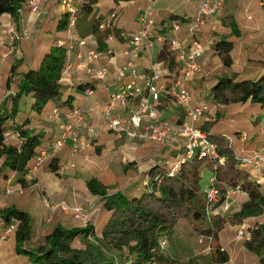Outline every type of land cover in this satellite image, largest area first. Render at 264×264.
<instances>
[{"label": "crops", "instance_id": "0c3cea01", "mask_svg": "<svg viewBox=\"0 0 264 264\" xmlns=\"http://www.w3.org/2000/svg\"><path fill=\"white\" fill-rule=\"evenodd\" d=\"M44 1L46 2V6L42 9L38 18L30 13L27 5H24L21 13V21L18 26L13 22L9 15H3L0 18V30H4L9 26L14 25L17 28L28 27L31 34L32 32L38 34H34V36L31 35L28 40L21 42L18 45L16 54L8 58L6 62L0 66V97L2 93H4L5 96L9 93L10 89H6V82L11 76L12 67L16 66L15 74L17 75L26 73L30 70H36L43 55L47 53L50 47L64 35L63 31H57L56 29L58 20L60 19L58 0ZM236 1L237 0H225L223 11L218 16L207 21L199 30V39L204 47V54L199 60L203 74L196 77L194 81L189 84V88L193 94V103L196 104L200 101H204L208 106V110L197 121L198 123L202 122V125L196 127H199L200 129L206 128L207 124L213 122L215 113L219 111L222 115L221 120L208 130L211 134L221 135L223 138H231L232 142L229 145L234 157L244 156L253 151H264V107L250 104L249 102L228 106L218 105L212 101L209 91L210 88L216 84L217 78L220 76L215 77L209 86L205 84L204 81L199 80L207 75L205 73H207V65L210 61L208 57L209 49L211 48V53L217 56L216 52L213 50V44L215 43L207 40V34L219 30L226 32L229 36L228 40L233 45V49L230 53L233 63L231 67L228 68L229 72L226 73V76L237 75L239 80H257L264 75V17L259 18L254 12H251V10L255 9L257 4L264 6V3L261 5L256 0H249L250 4L247 9H239L238 6L236 7ZM81 3L82 0H79L77 4L78 8ZM198 3L199 0H132L118 3H115L112 0H99L97 4L94 5L93 11L89 16L79 15L78 17L76 32L80 38H86L87 46H75L70 54V62L74 67L77 63L78 53L84 54L88 49L96 50L99 55L97 59L91 63V68L106 69L107 75L105 80H92L86 73L76 72L73 69L69 79H66L63 82L60 100L49 102L43 111L40 114H37L31 111V106L33 104L32 96H25L20 102L18 114L14 119L10 120L8 125H22V129H27L32 134L39 135L41 138V145H45L58 135V126L60 122L51 116V111L54 108H59L61 114L73 107L91 108L92 111L88 113L86 121L88 125L97 130L98 135L93 145L86 152L81 154H84L86 157V153L92 149L98 154L101 153L104 147H107L108 150L112 139L110 135L107 134L109 132H106L102 126V115L99 107L107 100L112 92L117 90L118 85L120 84L117 71L125 61L122 52L124 51L127 42L131 39V36L142 28L140 17L145 11H147V9L153 11L155 24L149 33V42L151 44L150 46L146 43L143 45L140 56L136 61L138 70L148 71L152 64L161 61H156V59L161 58L163 46L157 44L156 38L159 36L165 37L166 39L170 38V24L172 21H175L173 17H176L181 22V24H179L181 29L177 34V37L179 40L186 39L187 29L197 13ZM111 15H115V17L111 19ZM52 20L56 22V27L53 32H50L47 29L48 26L42 22L47 21L50 23ZM232 20H234L238 26L241 33L240 38H235L231 35L230 23ZM36 21L40 24L38 25V28L34 24ZM101 23H106L108 25L107 29L103 32L98 31L97 28ZM32 28H34L33 31H31ZM106 31H109V34L104 37ZM100 37H103L102 46L99 42ZM224 37L225 36H219L215 41L217 42ZM211 44L213 46L209 47ZM107 50H111L112 54H106ZM165 67L168 68L167 64ZM170 71L173 72L174 70L170 69ZM170 82V79L165 80L167 88L170 86ZM2 86L4 89H2ZM10 88L12 89V86ZM86 90L92 91L93 94L87 96ZM1 99L2 97L0 98V102ZM130 106L132 108H137L138 102H133ZM157 107L160 109L163 117L169 118L170 120L175 118L177 124L181 123L182 120H180L179 115L176 113V108H181H178L173 103L167 93L161 95ZM216 108H218L217 112H215L217 110ZM197 122L195 124H197ZM240 133L246 135L245 141L240 138ZM111 135L117 139L113 134ZM81 154L71 155L69 148L65 147L61 151L56 152L51 159L43 164L36 174V178L44 183L45 190H47L50 196H53L54 198L69 197L68 199H71L70 195L74 193H69L70 188H79V191L82 194H90L86 187L87 181L85 183V190H82L79 183L84 174L93 171V166H88V164L85 163L83 164L82 158L77 157ZM75 161H77V163ZM1 163L2 162L0 161V165ZM70 163L74 164L75 167L69 168L68 165ZM53 166H55L56 172L51 171ZM105 166H100L98 168L100 171L96 173L97 176H92L90 179L95 178L105 185L109 195L122 192L127 193L128 196L138 197L141 194L136 191V188L140 187L141 181L129 185L123 191H119L117 188L115 191L112 190L110 192L109 188L114 186V182L117 179H115L114 175L110 174V171L107 170V166L111 167L110 163L105 164ZM62 167H67V170L61 174L60 169ZM77 167H80V169ZM46 168L49 169L50 173L45 174ZM202 174L201 176H203ZM10 175L11 172L8 170L0 171V197L5 194L4 189L6 178ZM51 176H65V178L64 180H61L57 177L56 182L58 183H56L51 180ZM59 183L60 186L58 185ZM14 184H17L16 186L25 187L26 181L24 176L17 175ZM260 192L264 194V189H260ZM90 196L92 195L90 194ZM92 197L94 198L95 196ZM95 198H98L100 201L101 210L96 218V222L102 219L101 231L102 227L109 219V214L104 212L101 199L99 197ZM66 202L69 203L68 201ZM69 204L73 205L74 203ZM4 208H0V210ZM23 211L29 213L32 218L31 240L33 229L38 217L34 216L29 210ZM103 212L104 214H102ZM51 221H49V217H47L45 223L49 224ZM228 226L229 225H226L225 228ZM224 229L219 233V245L221 250H224L223 248H225L224 246L227 244V241L224 242V238L221 236ZM94 230L96 232L95 228ZM13 242L15 248V239ZM11 247V242H7L6 244L0 243V264H29L26 257L20 256L21 260L16 254L12 257L9 250ZM14 248L11 250L14 251ZM225 252L228 254L227 251Z\"/></svg>", "mask_w": 264, "mask_h": 264}, {"label": "trees", "instance_id": "16d2710c", "mask_svg": "<svg viewBox=\"0 0 264 264\" xmlns=\"http://www.w3.org/2000/svg\"><path fill=\"white\" fill-rule=\"evenodd\" d=\"M98 1L82 0L79 15L89 16ZM112 1L118 3L132 0ZM25 2L26 0H0V18L9 15L18 26ZM173 19L181 24L176 17ZM65 25V18H60L57 31H63ZM230 29L231 35L240 38L241 33L234 20L230 23ZM108 34L109 31H106L104 37ZM102 40L103 37H100L101 46ZM232 49L233 45L228 38L219 39L213 46L225 68H230L233 63L230 56ZM160 60L164 65L167 64L169 70H175L177 67L175 56L170 51L167 41L163 44ZM65 62L66 50L56 42L43 55L36 70L17 75L16 66L11 68V76L6 82V87L13 94L7 95L5 103L0 106V161L2 162L0 171L8 170L11 174L24 176L27 165L34 157L37 148L41 146V138L27 129H22V125L10 124L19 131L22 138L21 147L16 148L3 143L2 130L5 126H9L10 120L18 114L23 97L32 96L31 111L37 114H40L49 102L60 100L62 95L60 80ZM209 93L212 101L218 105L228 106L249 102L264 107V75L257 80H239L237 75L220 76ZM221 118L220 113H215V118L212 123L207 124V129H201L207 134L209 142L215 146L216 153L225 157V162L221 166H214L206 159L194 158L185 163L174 178L167 177L159 167H155L150 173L152 176L158 174L159 182L151 180L149 188L141 190L138 197L128 196L127 193L122 192L109 195L107 187L100 181L95 178L88 180L86 183L88 192L101 199L104 212L109 214V219L100 234H97L92 226L73 229L57 226L45 239L44 245L34 250H26L24 245L29 242L32 230L30 214L16 207L1 209L0 221L8 226L12 219L18 222L14 231L16 254L26 257L29 264H115V259L108 258L105 252L121 253L126 249L134 258L132 264H146L151 260L152 250L160 237L170 238L175 229L186 227L206 238L204 246L208 245L210 248L211 264L228 263L229 256L219 245V233L227 224L234 225L261 215L264 212V194L260 192L259 186L249 179L248 173L240 169L225 139L221 135L209 133L210 128ZM205 170L213 174L221 195L220 203L225 200L226 191L238 185L248 198L238 211L230 215L210 216L208 228L205 225L207 198L201 187V174ZM51 171L56 172L55 166ZM182 223L187 225H181ZM78 237L85 239L84 248L71 250L69 243ZM90 239L92 242L89 241ZM243 248L264 263L262 259L264 226L259 225L257 229L252 230L251 240L243 243ZM157 264H199V262L196 257L190 258L186 263H178L160 256Z\"/></svg>", "mask_w": 264, "mask_h": 264}, {"label": "built area", "instance_id": "2783aa9c", "mask_svg": "<svg viewBox=\"0 0 264 264\" xmlns=\"http://www.w3.org/2000/svg\"><path fill=\"white\" fill-rule=\"evenodd\" d=\"M43 1L26 0L24 5H27L30 13L38 18L42 12ZM78 1L58 0L59 17L65 18L66 21L65 37L57 41V44L63 46L66 50V62L60 80L62 86L64 80L69 79L73 69L76 72H84L90 79L97 81H104L107 75L106 69L91 68V63L99 55L96 50L88 49L84 54L78 53L77 63L74 67L70 62V54L75 46H87L86 38H80L76 32L79 17ZM256 1L261 5L264 3V0ZM224 5L225 0H199L197 13L187 29L186 39L179 40L177 37L181 26L175 21L170 24V38L166 39L161 36L156 38L159 45L163 46L165 41L169 43L170 51L174 54L177 65L173 72L166 68L163 62H155L149 67L148 71H140L136 66V61L140 56L143 45L146 43L150 46L151 44L149 42V33L155 24L153 11L147 9L140 17L142 28L131 36L122 52L125 61L117 71L120 84L117 90L112 92L99 107L103 128L117 139H141L154 144H167L170 146L175 156L165 159L158 166L169 178L176 177L182 166L194 158L206 159L214 166H221L225 162V157H221L216 153L215 146L209 142L207 134L199 127L193 125L208 110V106L204 101L194 104L193 94L189 88V84L202 71L199 60L204 54V47L199 39L198 32L207 21L222 12ZM114 17L115 15H111V19ZM107 27L106 23H101L97 28L98 31L103 32ZM30 37L31 33L28 27L17 28L12 25L0 30V66L8 58L16 54L18 45L21 42L28 40ZM106 54H112V51L107 50ZM166 79L171 80L168 88L165 84ZM164 93H167L173 103L183 110L190 124L180 125L160 120L157 105L161 95ZM12 94L9 91L8 95ZM86 94L91 96L93 93L90 90H86ZM133 102H138L137 108L130 106ZM90 111H92L91 108L84 107H73L62 114L59 108H54L51 111V116L60 122L58 135L47 144L37 148L34 157L27 165L24 179L30 178L34 171L39 169L45 161L52 158L53 153L59 152L65 147L69 148L71 155H76L86 152L93 145L98 132L88 125L86 121ZM240 138L245 141L246 135L240 133ZM2 139L5 145H11L16 148H20L22 145L19 131L12 128V126L3 128ZM224 139H226L228 145L232 142L229 137ZM235 159L240 169L248 173L249 179L259 186L260 189H264V151H253L244 156H237ZM68 167L74 168L75 165L70 163ZM66 170L67 167H62L60 173L62 174ZM149 171L145 180L141 182L140 187L136 188V191L141 192V190L149 188L151 180L159 182V175L154 174L152 176ZM16 176L13 173L7 178L4 189L5 194L14 192ZM235 191H242L239 185L228 189L225 194L226 200L219 204L221 198L219 189L214 177L210 178L203 190L207 198V219H209L211 214H214L213 211L218 204L220 206L225 205L227 210L229 206L226 201ZM41 201L51 214L49 221L57 212L73 216L75 219L82 221H87L89 218L96 220L100 213L98 208L85 211L81 207L74 204L71 205L65 201L52 203L44 195L41 196ZM17 225L18 222L15 219L11 220L9 226L5 222L0 221V231L13 230L14 233ZM259 225L264 226V212L257 217L234 224L232 226L235 233L234 240L239 243L249 242L252 230L257 229ZM166 247L167 238L160 237L152 250L151 260L146 264H157L158 258L163 254Z\"/></svg>", "mask_w": 264, "mask_h": 264}, {"label": "rangeland", "instance_id": "374dc122", "mask_svg": "<svg viewBox=\"0 0 264 264\" xmlns=\"http://www.w3.org/2000/svg\"><path fill=\"white\" fill-rule=\"evenodd\" d=\"M45 3L46 2L43 1L41 9H43L46 6ZM249 4H250L249 0L236 1V7L238 6L239 9H247ZM251 12H254L255 15L259 16V18H262L264 17V6H260L257 4L255 6V9L251 10ZM42 23L48 26L46 27L50 32H53L54 28L56 27V22L53 20L50 23L47 21H43ZM34 24L36 25L37 28L38 25H40L38 24L37 21ZM33 30L34 28L31 29V31ZM34 34L38 35L37 33L34 32H32L31 35L34 36ZM226 35L227 34L225 31H221V30L215 31L214 33L207 34V40L216 43L215 40H217L219 36H225L224 38L229 37L228 35L227 36ZM64 37H65V33L62 39H64ZM213 45L211 44L209 45V47ZM211 51L212 49L210 48L209 56H208L210 61L209 64L207 65V73H205L207 75H205L204 78H200L199 80V81H204L205 84H207L208 86L215 79V77L226 76V73L229 72L228 68H225L222 62L217 58L215 54H212ZM159 60L160 58L156 59V61ZM202 74L203 72L201 71L200 76ZM2 89H4L3 86ZM4 96L5 94L2 93L1 94L2 99L0 104L5 103L7 96L5 97ZM216 109H217L216 111L214 109L215 112L218 111V108ZM157 110L159 112L160 120L177 124L175 122L176 121L175 118L173 120H170L169 118L163 117V114L160 112V109L158 107ZM176 110H177L176 112L177 115H179L180 120H182L180 125L185 123L190 124L189 120L187 119L183 111L177 108ZM217 113H219V111ZM201 123L202 122L200 123L197 122V124H193V125L195 127L201 126L202 125ZM205 129H207V127ZM107 134L110 135L112 139L111 143L109 144L110 147L108 150L107 147H104L101 153L98 154L94 149H92L86 153L87 155L86 157L84 154L77 156L82 158L83 164L85 163L88 164V166L89 165L93 166L92 167L93 171L84 174V176L82 177L79 183L82 190H85L86 181H88L92 176H97L96 173L100 171L98 168L100 166H105V164L110 163L111 167L107 166L108 167L107 170H109L110 174L114 175L115 179H117L114 182V186L109 188L110 192L112 190L115 191L117 188L119 189V191H123L125 188H127L129 185L133 183L144 181L149 170L150 171L154 170L155 167H158L162 161H165V159L167 160L169 157L175 156L174 152L171 151L170 146L167 144H161V145L154 144L141 139L117 140L110 133ZM55 153H53V155ZM47 161H45V163ZM75 162L77 163V161ZM41 167L36 171H34L31 174L30 178H28L27 180L25 179L26 181L25 187L16 186L17 184H14L13 193L4 194L3 196L0 197V208L16 207L22 210H29L34 216L38 217L36 225L33 229L32 239L24 245L25 249L34 250L38 246L44 245L45 239L48 236H50L51 232L56 226H61L65 229L84 228L86 226H92L93 228L96 229L97 234H99L102 224V219L99 220L98 222H96V220H92V218H89L87 221L86 220L82 221L75 219L73 216L60 214V212H57L58 214L56 213L54 215L51 223L49 224L45 223V220L51 214L49 210L45 208V206L41 201V196L43 195L47 196L49 200L51 198L50 201L52 203H56L60 200H65V202L68 201L69 203H74V205L81 207L85 211H90L93 208H98L101 210V207L98 198L95 197L93 198L92 196H90V194L89 195L82 194L79 191V188L69 189V193L71 192L74 193L70 195L71 199H68L69 197L54 198L53 196H50L47 190H45L44 183L36 178V174L41 169ZM78 169H80V167ZM48 173H50L49 169L46 168L45 174ZM202 175L203 176H201L202 177L201 187L202 190H204L205 186L208 184V181L213 174L209 170H205ZM57 177L58 176H51V180H53V182H56ZM58 178L64 180L65 176ZM62 183L65 184L64 182ZM58 185L60 186V183ZM225 200H226V196H225ZM246 200L247 198L244 192L235 191L234 194L230 196V198H228L226 201V204H228L229 206L228 209L227 210L225 209V205L220 206L219 205L220 201H219V204L217 205L216 209L213 211L214 214L213 215L211 214V216L230 215L238 211L241 205ZM102 214H104V212ZM208 220L209 219H207L205 224L206 228H208L210 225ZM181 225H187V224L182 223ZM227 225L229 226L225 228L224 231L221 233L222 238H224V242L227 241V244L226 246H224L225 248L223 249L228 252L230 257V260L226 264H262V262L258 257L247 252L243 248V243H239L234 240L235 233L233 228L230 227L233 226V224H227ZM162 237L167 238V247L161 256L167 257L169 260L172 261H177L178 263H186L190 258L196 257L198 259L199 264H211L210 253H209L210 248L208 245L206 247L204 246V240L206 238H204L203 235H197L194 231H191L186 227L185 228L183 227V229L181 228L175 229L174 233L170 238H168L167 236H162ZM13 241H14L13 230H7L5 232L0 231V243L6 244L7 242H11L12 247L9 250L11 252L12 257H14V255L16 254ZM89 241L92 242L91 239ZM84 243H85V239L82 237H78L69 243V247L71 250H81L84 248ZM13 248L14 251L11 250ZM105 254L108 258H114L116 264H132L134 259L133 256L130 255V253L126 249H124L121 253H117L115 251H106ZM262 259H264V254H262Z\"/></svg>", "mask_w": 264, "mask_h": 264}]
</instances>
